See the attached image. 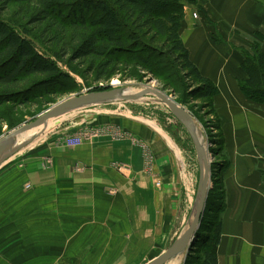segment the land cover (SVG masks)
<instances>
[{
  "label": "crops",
  "instance_id": "0c3cea01",
  "mask_svg": "<svg viewBox=\"0 0 264 264\" xmlns=\"http://www.w3.org/2000/svg\"><path fill=\"white\" fill-rule=\"evenodd\" d=\"M184 10L181 38L192 62L219 88L213 109L228 166L220 180L218 264H264V102L248 100L238 83L247 77L242 50L264 35V0H187ZM261 47L264 52V38ZM111 146L53 149L51 166L46 150L36 149L0 166V264H147L157 255L158 241L178 231L187 205L153 184L148 191L90 194L89 186L121 180L111 163L131 149ZM82 164L84 176L74 172ZM22 233H31L29 246Z\"/></svg>",
  "mask_w": 264,
  "mask_h": 264
},
{
  "label": "rangeland",
  "instance_id": "374dc122",
  "mask_svg": "<svg viewBox=\"0 0 264 264\" xmlns=\"http://www.w3.org/2000/svg\"><path fill=\"white\" fill-rule=\"evenodd\" d=\"M74 6L76 5L71 4V6L66 9V18H72V12L75 14L81 12ZM32 10V8L28 7L24 8V11L19 12V7L10 5L3 19H11L20 25L21 27L13 24L15 30H20V33L26 29L29 32L28 38L36 44L40 51H44L49 55L56 54L63 57L66 49L62 39L65 40L67 38L70 40L72 35L71 31L67 30L66 35L64 32H56L58 29L47 31V29H50V27H46L47 23L30 26L27 22L30 20ZM152 36L153 35H146L145 41L150 43ZM56 38H58L56 42L58 45H56L55 42L53 44ZM163 40V37L157 38L155 40L156 42H153L154 44L151 42L153 45L151 48L154 50L156 56L160 57L158 58L160 62L158 67H160L161 70L158 71V74L162 75V73L166 71L165 75H172L175 74L174 67L165 60L163 56L165 48L159 44L163 42ZM69 57L70 55L65 57L67 62ZM55 60L60 69L69 73L71 76L73 84L76 87V92H72L66 96L61 94L52 96L47 93L49 91L47 88L35 85V78H30L23 84V89L26 91L17 93L18 99L27 97V99L30 100L29 104H23L21 106L14 101L5 103V105L0 107V114H2V116L0 115L1 119H8L13 123L19 124L14 127L15 129L25 123L36 120L48 109L74 95L111 89L116 86H132L133 90H138L149 85L161 89L173 95L177 102L190 111L197 123L198 132L208 149L210 159V189L203 217L206 213L209 201L216 199V201H219L218 203L222 205V187L220 184L216 183L220 170L212 166L215 162L220 161V163H222L225 157L224 151L220 148V143L222 142L220 122L209 100L192 99L187 96V94H190L193 90V88H190L193 80H189L190 82L187 81V84L182 81L184 89L181 90L177 85L180 82H177L176 78L173 76L171 81H167L165 76L154 78L147 73L141 75L143 79L141 81L135 79L123 80L121 75L117 74L108 81L103 80L98 82L96 81L95 68L90 65V61H79L69 66L68 63L58 61L59 59L57 56ZM73 68H75L76 71H74ZM64 84L68 90L70 88V82L65 80ZM168 84L174 85V88L168 86ZM186 85L187 87L185 88ZM193 87H197V85ZM59 118L60 119L53 121L54 123H52L49 129L38 127L24 136H21L18 145L25 141H30L29 144L15 156L10 158V161L2 165V167L5 168V165L11 161L14 162L21 159V157H25L36 149L39 151L41 149V151L46 150L44 151L45 162L51 166L53 164V149L66 151L68 149H80L86 146H100L111 150V145H122V143H125L131 151L126 152L125 159H115L112 160L111 163L115 174L121 177L120 182H103L99 185H92L89 186L88 192L91 194L95 191L104 190L110 195H116L119 192L134 191L135 188L148 191L149 185L153 184L158 190L178 193L181 198L179 200L184 202V206L187 205L184 210L185 215L182 224L180 220L181 216H179V219L176 221L177 226H179L178 231H171L168 238L163 237L158 241L157 255L151 260L160 256L180 236L192 219V211L197 200L200 164L195 145L187 130L176 119L168 106L153 96H145L135 101H114L96 104L80 111L76 110L70 112L68 115L66 114ZM14 129H8L6 125L5 127L0 126V132H4L0 137ZM69 137H79L82 139V143L76 146H70L66 143ZM87 168L88 166H86V164L85 166L83 164L78 165L77 170L79 169L80 172H78L76 168L74 172L84 176L86 175V170H88ZM104 171H102V169H95L94 173L104 176ZM109 172L112 174L111 170H109ZM46 187L51 193L53 192V184L46 183ZM27 188H31L30 183L26 184V189ZM64 202L65 201L61 200L60 207L61 212L66 213L67 210L63 207ZM48 206L50 209L53 207L52 196L49 197ZM184 208L185 207H183V209ZM180 209L182 208L180 207ZM209 214L208 210V215ZM217 214L214 212L210 214V216L213 217L214 215L218 219ZM206 220H208V218L205 219V221ZM205 221L201 222V226L195 233L193 241L196 240V235L199 232L206 231L208 224H204ZM22 236L25 242L28 243L27 246H29L28 240L31 239V233H22ZM14 241H20V233H14ZM196 251L190 253L189 250V252H186L187 256L186 253H184L181 255L182 257L172 258L166 264H184L189 253L192 254V256H190L191 264H197L196 258L201 253ZM27 264H36V262Z\"/></svg>",
  "mask_w": 264,
  "mask_h": 264
},
{
  "label": "trees",
  "instance_id": "16d2710c",
  "mask_svg": "<svg viewBox=\"0 0 264 264\" xmlns=\"http://www.w3.org/2000/svg\"><path fill=\"white\" fill-rule=\"evenodd\" d=\"M184 1L187 0H0V107L11 101L21 106L29 104L27 97L18 99L17 93L26 91L23 84L30 78H35V85L47 88V93L52 96H66L76 92L69 73L62 71L58 66L55 60L57 56L58 61L68 63L69 66L79 61H90V65L95 68L98 82L108 81L117 74L121 75L123 80L141 81V75L147 73L154 78L165 76L167 81L174 77L180 82V85H177L181 90L184 89L182 81L187 84V81L193 80L190 86L193 90L187 96L209 100L213 108V99L219 88L192 62L180 35L185 18ZM71 4H75L74 7L81 12H72V18H66V9ZM10 5L19 7V12L28 7L33 9L27 22L30 26L47 23L46 27H50L47 31L58 29L56 32H64L65 35L66 31L70 30V40L62 39L66 49L65 55H49L40 51L28 38L29 32L26 29L21 33L19 28V31H16L13 24H18L15 21L3 19ZM146 35H153L150 43L145 41ZM257 36L259 39L255 38L251 50H242V68L247 77L238 83L248 100L263 103L264 52L261 40L264 35ZM159 37L164 38L159 44L164 46L163 56L174 67L175 74L165 75L166 71L162 75L158 74L161 70L158 67L160 57H157L151 48V42L155 43ZM57 39L53 44L55 42L58 45ZM69 55L67 62L65 57ZM73 70L76 71L75 68ZM65 80L70 82L68 90L64 84ZM195 85L197 87H193ZM168 86L174 88V85ZM0 122L1 127L6 125L8 129L19 125L8 119L0 118ZM2 133L4 134L0 132V135ZM221 138L220 148L225 153L224 138ZM212 166L220 170L216 182L220 184L222 174L228 166L226 153L222 163L215 162ZM218 202L216 199L208 202L206 213L202 217V221L208 218L204 222L208 227L206 231L196 235L197 238L191 245L190 253L196 250L201 253L196 258L197 264H218L221 228L219 216L218 219L214 215L210 216L214 212L219 214L224 201L222 199V205ZM190 253L184 264H191Z\"/></svg>",
  "mask_w": 264,
  "mask_h": 264
},
{
  "label": "water",
  "instance_id": "95a60500",
  "mask_svg": "<svg viewBox=\"0 0 264 264\" xmlns=\"http://www.w3.org/2000/svg\"><path fill=\"white\" fill-rule=\"evenodd\" d=\"M149 86V85H148ZM124 86H116L111 89H105L100 91H92L89 93H83L80 95H74L68 99L56 104L52 108L45 111L36 120L25 123L18 128L8 132L0 137V166L8 161L11 157L19 153L30 141H25L19 145H16V140L19 134L22 132L38 127L45 124L48 119L58 117L66 114L72 110L80 107L92 106L96 104H104L111 101H135L148 94H153L158 97L165 105L168 106L170 111L176 117V119L184 126L189 135L191 136L196 148L197 156L200 164V178L198 192L200 198L197 203L194 218L185 233H181L180 236L158 257L154 258L147 264H166L173 257L183 253L187 250L189 252L194 234L201 226L202 217L206 208V202L210 189V159L208 149L205 144L202 143L198 136V126L187 108L176 101L173 95L166 93L165 91L153 88L151 86L147 89L136 94H125ZM205 166V171L203 167Z\"/></svg>",
  "mask_w": 264,
  "mask_h": 264
},
{
  "label": "bare ground",
  "instance_id": "6f19581e",
  "mask_svg": "<svg viewBox=\"0 0 264 264\" xmlns=\"http://www.w3.org/2000/svg\"><path fill=\"white\" fill-rule=\"evenodd\" d=\"M147 87H149V86H145V87H143L142 89L133 90V87H132V86H126V87H124V88H125V92H124V93H125V94H136V93H139V92H141V91L147 89ZM151 87H152V86H151ZM153 88H154V87H153ZM146 96H153V97H156V96L153 95V94H148V95H146ZM144 97H145V96H144ZM156 98L159 99L158 97H156ZM159 100H160V99H159ZM116 101H121V100H116ZM160 101H161V100H160ZM111 102H114V101H111ZM161 102H162V101H161ZM107 103H109V102H107ZM162 103H163V102H162ZM163 104H164V103H163ZM166 106H167V105H166ZM86 107H89V106L80 107V108H77V109L72 110V111H70V112H73V111H76V110H79V111H80V110H82V109H86ZM70 112H68V113H70ZM68 113H66V114L68 115ZM66 114L60 115V116H58V117L50 118V119L47 120V122H46L45 124H42V125H40V126H38V127H43V128L45 127V128H48V129H49V127L52 125V123H54L53 121H56L57 119H60L59 117H62V116H64V115H66ZM38 127H34V128H31V129H28V130L22 132L21 134H19L18 137H17V140H16V145H18V143H19V138H20L21 136H24V135L27 134L28 132H30V131H32V130H34V129H37ZM48 129H46V130H48ZM198 136H199L200 140L202 141V143L204 144L203 139H202L201 135L199 134V132H198ZM203 169H204V171H205V166L203 167ZM199 198H200V193L198 192L197 200H196V202H195V206H194V209H193V211H192V219L190 220V222L188 223V225L185 227V229L182 231V234L185 233V231L188 229V227L190 226L191 222L193 221V218H194V212H195V209H196L197 203H198V201H199ZM194 235H195V234H194ZM186 252H187V250L184 251L183 253H181V254L175 256V257H182L181 255H183V254L186 253ZM186 256H187V253H186ZM175 257H173V258H175Z\"/></svg>",
  "mask_w": 264,
  "mask_h": 264
},
{
  "label": "built area",
  "instance_id": "2783aa9c",
  "mask_svg": "<svg viewBox=\"0 0 264 264\" xmlns=\"http://www.w3.org/2000/svg\"><path fill=\"white\" fill-rule=\"evenodd\" d=\"M66 143L68 145H70V146H76L79 143H82V139L79 138V137H69V138H67V142Z\"/></svg>",
  "mask_w": 264,
  "mask_h": 264
}]
</instances>
